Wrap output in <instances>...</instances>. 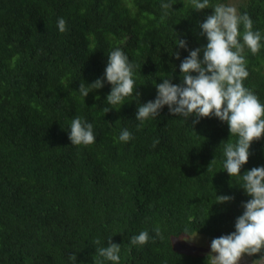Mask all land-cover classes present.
<instances>
[{
  "label": "trees",
  "instance_id": "1",
  "mask_svg": "<svg viewBox=\"0 0 264 264\" xmlns=\"http://www.w3.org/2000/svg\"><path fill=\"white\" fill-rule=\"evenodd\" d=\"M167 2L174 4L165 16ZM236 6L264 34V0ZM211 13L190 9L189 0H0V264H71L73 252L76 264H96V248L109 237L121 244L120 264H210L207 255L176 249L173 237L198 231L210 244L235 231L250 197L240 177L222 170L224 144L237 139L227 123L211 117L193 125L167 106L141 123L134 96L104 114L111 85L84 100L78 88L103 77L107 55L119 47L137 65L140 103L153 100L155 82L172 73L180 83L181 61L206 45L198 24ZM60 17L66 33L58 31ZM174 31L188 50L175 47ZM245 52L244 85L264 104V48ZM76 116L93 124L95 143L71 144ZM125 128L134 137L127 143L118 140ZM250 152L241 174L264 166V138ZM216 195L234 199L219 204ZM156 227L161 237L130 244Z\"/></svg>",
  "mask_w": 264,
  "mask_h": 264
},
{
  "label": "clouds",
  "instance_id": "2",
  "mask_svg": "<svg viewBox=\"0 0 264 264\" xmlns=\"http://www.w3.org/2000/svg\"><path fill=\"white\" fill-rule=\"evenodd\" d=\"M189 2L190 9L199 12L211 8L212 13L198 24L199 35L206 38V45L189 50L179 65L180 83H172L173 77L170 73L161 79V83L155 82V98L140 103L141 94L137 91L134 78L137 65L117 47L107 55L103 77L92 83H80L78 90L84 100L90 91L101 89L105 82L110 84L111 90L106 96L110 106L103 109L104 114L110 109L119 111L127 103V98L134 96L137 103L135 118L141 123L159 117L164 106H167L169 113L182 117L186 122L192 117L193 125L201 118L211 117L226 122L229 134L237 139L224 144L225 159L222 170L230 177L241 178L240 188L250 199L242 202L243 212L235 219V231L213 238L207 257L210 264H241L245 256L259 254V258L252 264H264V166L253 167L241 174L242 166L249 161L251 144L264 138V104L252 89L244 85L249 76L245 49L252 55L259 54L264 48V34L254 30L250 15L240 12L236 5H213L210 0ZM173 4H161L165 16L169 14V10H173ZM57 28L60 33L69 30L63 17L58 18ZM175 35V47L188 50L187 41L180 39L176 32ZM172 55L176 59L180 58L179 51L172 52ZM95 98L99 99V96ZM68 136L71 144L75 146H87L96 141L93 124L79 116L72 119ZM132 139L133 134L126 128L118 137L124 143ZM157 143L158 140L153 141V147ZM216 196L215 203L219 204L234 199L231 195ZM153 232L154 236L147 230L141 231L132 236L129 242L133 246H144L156 237H161L159 227L154 228ZM181 239L195 241L198 239V231L191 237ZM107 241V246L96 248L97 256L102 258L96 264H104L105 260L120 264L121 244L112 242L111 237ZM95 243L99 245L101 241L97 239ZM68 258L71 264H76L75 252Z\"/></svg>",
  "mask_w": 264,
  "mask_h": 264
},
{
  "label": "rangeland",
  "instance_id": "3",
  "mask_svg": "<svg viewBox=\"0 0 264 264\" xmlns=\"http://www.w3.org/2000/svg\"><path fill=\"white\" fill-rule=\"evenodd\" d=\"M237 2L238 0H228L227 4L236 5ZM194 234L195 232L191 234H181L173 237L174 247L178 250L191 254L207 255L211 250L206 235L198 233V239L195 241H186L181 239L191 237ZM253 261L254 260L249 256H245L241 261V264H252Z\"/></svg>",
  "mask_w": 264,
  "mask_h": 264
}]
</instances>
